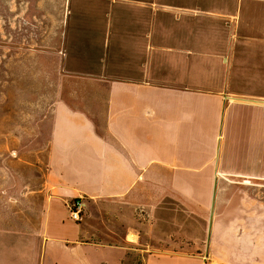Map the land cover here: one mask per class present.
<instances>
[{
	"label": "crops",
	"instance_id": "0c3cea01",
	"mask_svg": "<svg viewBox=\"0 0 264 264\" xmlns=\"http://www.w3.org/2000/svg\"><path fill=\"white\" fill-rule=\"evenodd\" d=\"M257 3L264 0L215 2L230 21L210 28L205 16L195 28L167 23L164 44L155 43L153 0L109 7L106 14L122 17L101 43L103 52L112 32L111 58H100L107 67L89 77L92 84L60 88L37 125V170H3L0 264H205L189 243L190 222L169 212L200 208L191 193H212L214 210L218 176L264 178V13ZM157 46L171 62L166 73L153 70ZM140 47L135 74L110 71L117 57L132 62ZM79 196L86 208L75 221L68 204ZM141 205L155 220L146 244L135 210Z\"/></svg>",
	"mask_w": 264,
	"mask_h": 264
},
{
	"label": "rangeland",
	"instance_id": "374dc122",
	"mask_svg": "<svg viewBox=\"0 0 264 264\" xmlns=\"http://www.w3.org/2000/svg\"><path fill=\"white\" fill-rule=\"evenodd\" d=\"M144 1L0 0L1 186L5 181L3 170H37L41 164L35 155L37 125L49 113L50 105L61 97L60 88L92 84L94 80L89 77L104 70L107 64L103 62H108L114 51L112 32L107 34L103 52L101 43L108 25L116 30L122 17L106 14L108 9L112 10L109 7L143 6ZM204 1L206 12L197 9L201 5L198 0H153V31L156 26L161 32L155 43L164 44L167 23L184 22L195 28L198 18L204 16L207 28L215 23H229L230 16L222 15L223 9L214 6L222 0ZM256 6L264 13V5L257 3ZM140 49L143 51L140 50L132 62L129 59L123 62L117 57V61L110 63V71L135 74L133 66L145 50ZM153 50V70L158 74L166 73L171 62L162 55L165 46ZM117 54L120 56L118 50ZM125 54L130 56L134 52L129 49ZM192 68L191 65L193 73ZM206 74L210 75L209 70ZM23 153L27 156L23 157ZM197 183L213 185V180L201 179ZM215 184L222 187L217 192L218 203L214 210L208 207L212 193H191L190 200L200 208L174 209L169 217L178 222H190L193 240L189 243L193 250L203 251L205 264H264V178L218 176ZM145 185L153 190V177L147 178ZM207 199L205 208L201 202ZM135 210L144 224L141 243L146 244L155 220L146 205L136 206ZM209 212L211 217L216 215L212 231Z\"/></svg>",
	"mask_w": 264,
	"mask_h": 264
},
{
	"label": "built area",
	"instance_id": "2783aa9c",
	"mask_svg": "<svg viewBox=\"0 0 264 264\" xmlns=\"http://www.w3.org/2000/svg\"><path fill=\"white\" fill-rule=\"evenodd\" d=\"M86 208L84 197L79 196L68 204L69 217L75 221L81 220Z\"/></svg>",
	"mask_w": 264,
	"mask_h": 264
}]
</instances>
